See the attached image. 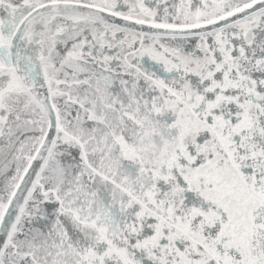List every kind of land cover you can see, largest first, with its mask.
Segmentation results:
<instances>
[{
    "label": "snow or ice",
    "instance_id": "snow-or-ice-1",
    "mask_svg": "<svg viewBox=\"0 0 264 264\" xmlns=\"http://www.w3.org/2000/svg\"><path fill=\"white\" fill-rule=\"evenodd\" d=\"M0 264H264V0H0Z\"/></svg>",
    "mask_w": 264,
    "mask_h": 264
}]
</instances>
